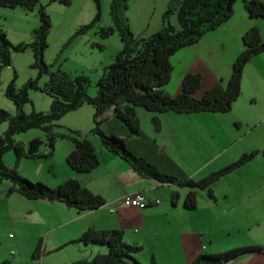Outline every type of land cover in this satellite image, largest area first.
<instances>
[{"label": "crops", "instance_id": "1", "mask_svg": "<svg viewBox=\"0 0 264 264\" xmlns=\"http://www.w3.org/2000/svg\"><path fill=\"white\" fill-rule=\"evenodd\" d=\"M259 1L264 2V0ZM0 9V27L4 30L5 17H8L5 10L8 8ZM10 10L13 12L11 14H15L16 19L18 15L26 21L25 31L30 27V20H32L31 32L38 27L39 21L35 24V16L29 19L28 15L19 8ZM249 20L250 24L247 27H257L263 38L264 18H249ZM225 48L223 44L222 51ZM231 50L232 53L228 56L223 52L226 60L220 56L216 57L215 60L223 65L217 72L210 71L203 63V57L212 59L209 53L203 55L202 59L197 53L196 56L188 54L190 58L186 59L184 64L180 62L181 59L173 60V65L180 66L181 76L177 82L181 85L182 78L186 74H195L192 68L199 61L202 65L198 72L202 77L201 82L203 81L202 90L218 83L226 85L232 64L243 50V46H236ZM263 56L264 52L253 57L245 66L240 95L243 98L245 89L250 102L254 105L258 103L262 109H258L259 113L253 115L252 108L248 109L247 104L245 109L240 108L245 103V99L240 98L232 105L230 112L213 113L217 114L215 118L218 119L215 121L224 122L231 130L227 136L220 137L222 139L217 140L219 135L210 129L198 130L197 127L189 129L185 122L192 117L185 116L190 114L171 112L156 114L161 127L159 131H155L151 122L154 115L137 109L140 133L136 135L131 134L124 127L115 116L113 108H109L104 113L105 120L100 126L103 132L124 139L130 152L152 164L161 174L173 176L180 182L187 179L200 180L236 162L243 154L257 151L258 155L252 160L215 183L212 187L213 200L207 197L205 191L199 190L196 192V208L192 211L184 209L183 201L190 189L177 183L165 184L144 178L133 171L126 161L108 152L102 146L99 137L92 132L94 109L89 105H83L71 112L76 114L72 117V123L57 122L64 126L59 124L54 129L61 134H67L63 129L69 132L75 131L80 138L87 140L98 155L99 165L90 172L82 173L68 167L71 171L64 170L61 181L70 179L78 181L92 194L101 197L104 204L91 211L78 212L57 201H30L17 197V210L13 213L9 200L14 194L7 197L4 195L1 216L6 217L8 209L10 220L18 226L22 227V224L43 226L37 237L38 243L41 242L40 253L35 256L33 254L34 258L40 259L43 263L44 261L47 263L52 254H59L63 250L62 264H73L80 260H90L96 255L106 254L108 250L106 246L79 242L82 234L90 228L122 232V239L126 244L140 248L132 254L140 264H190L202 254H218L241 246L264 248V114L261 115L264 109V64L255 65L257 64L255 59L261 60ZM208 72L211 78L209 82L204 78ZM260 74L263 76L261 77ZM180 89L182 90V85ZM201 123L204 124L202 120ZM58 140L64 142L59 148L66 160L74 150V145L66 138H57L53 143V154L57 151ZM188 141L192 142L193 150L187 148ZM206 142H209L207 148ZM44 147L46 148L42 152L48 149V146ZM136 193L143 194L149 200H158L159 203L143 210L124 207L118 203L124 195ZM53 222L56 223L50 224ZM59 229L63 230L62 238L58 241L51 239L54 237V232ZM44 233L46 234L43 237ZM10 247L20 250V239L16 238ZM10 256V258L7 255L2 256L0 264H23L20 252L18 254L12 252ZM228 264H264V252L243 255Z\"/></svg>", "mask_w": 264, "mask_h": 264}, {"label": "trees", "instance_id": "2", "mask_svg": "<svg viewBox=\"0 0 264 264\" xmlns=\"http://www.w3.org/2000/svg\"><path fill=\"white\" fill-rule=\"evenodd\" d=\"M91 1L95 5V16L89 24L80 26L74 35L83 33L99 22L100 0ZM129 1H110L109 13L112 26L100 28L99 35L101 38H106L117 32L122 48L116 53L113 62L103 69L96 83V95L91 97L87 93L90 87L87 77L70 76L59 69L52 71L50 65L45 63L43 55L48 46L47 39L52 27L46 7L39 5V0H0V8H19L27 13L37 10L39 21L38 27L32 32V41L29 44H12L0 27V72L11 65L12 53H22L27 49L33 52L34 61L31 67L38 72L37 79L29 80L20 89L14 86L15 75L7 86L4 95L14 104L15 116L11 117L0 109V124L8 122L3 137H0V183L2 180L11 182L5 193L6 197L17 194L30 201H57L78 212L91 211L104 204L101 197L92 194L76 180L70 179L55 188H49L40 182L34 183L20 176L16 171V164L8 167L2 161L3 154L8 151L15 153L16 163L22 158L46 159L53 154L55 139L66 138L74 145V150L66 157L68 167L81 173L94 170L99 165V158L92 145L80 138L75 131L61 134L54 129L63 116L78 110L83 105H89L94 109L92 132L99 137L102 146L108 152L126 161L133 171L144 178L165 184L177 183L190 189L183 201L184 209L189 211L196 208L197 191H205L207 197L213 200L212 187L215 183L258 155L257 151L243 154L236 162L200 180L187 179L180 182L173 176L161 174L152 164L130 152L124 139L101 130L100 126L105 120L104 113L109 108H113L115 116L124 127L131 134L136 135L140 133L137 109L154 115L151 122L155 131H159L161 127L156 114L228 113L240 96L245 66L253 57L264 52V37H261L258 28H251L242 37L243 50L232 64L226 85L218 83L197 99L194 94L200 87L201 76L189 73L182 79L181 92L171 96L164 91L173 71L171 57L182 48L198 42L207 32L227 22L232 17L237 0H170L162 16V28L147 38H135L129 30L125 17ZM242 2L249 18H264V2L259 0H242ZM50 3L68 6L71 0H50ZM171 16L175 18V25L170 22ZM98 47L102 46L98 44ZM41 77L46 78L43 86L38 84ZM29 89L41 91L51 98L48 111H32L29 114L22 111L23 106L30 102ZM31 129L41 130L45 139H32L25 150L21 143L13 140V137ZM43 144L49 146L46 152L40 150ZM79 242L106 246L108 250L106 254L96 255L90 260H80L73 264H140L132 257V254L140 248L126 244L120 231H100L90 228L82 234ZM40 250L41 242L35 248L34 256L39 254ZM254 252H264V248L241 246L218 254H202L190 264H228L240 256Z\"/></svg>", "mask_w": 264, "mask_h": 264}, {"label": "rangeland", "instance_id": "3", "mask_svg": "<svg viewBox=\"0 0 264 264\" xmlns=\"http://www.w3.org/2000/svg\"><path fill=\"white\" fill-rule=\"evenodd\" d=\"M110 1L111 0H100L101 16L99 22H97L94 26L86 29V31H84L83 33L74 35V33L79 29L80 26L82 27L83 25H87L92 21L96 12L94 3L91 0H71L70 5L64 6L58 3H50V0H39V5L46 7V12L50 17L52 24L47 39L48 46L43 55L45 63L50 65L52 71H56L59 69L69 74L70 76L84 75L85 77H87L90 81V87L88 88L87 93L91 97H94L96 95V83L101 77L102 70L105 67H108L113 62L116 53L121 48V41L117 32H113L106 38H101L99 35L100 28H108L109 26H112L109 13ZM169 2L170 0H130L128 3V9L125 13V17L128 21L129 30L133 34V36L135 38H147L152 34L158 32L163 26L162 16L166 11ZM5 11H7L8 17H5L6 22L4 25V31L5 33L7 32L6 35H8V40L12 44H29L32 41V20H30L29 22V29L25 31L26 21H24V19H21L18 15H16V19L15 14H11L13 12H11L12 10L10 9H7ZM25 13L28 15L29 19H32L33 16L36 17V19L34 20L35 24L38 22L37 10L32 13ZM170 22L174 25L176 24L175 18L173 16L170 17ZM248 24H250V20L245 12V9H243L242 0H237L233 7L232 17L227 22L223 23L213 32L202 36V38L192 46L184 47L174 54V56L170 59V63L173 66V71L171 73L168 84L164 87V91L171 96H175L180 93L181 85L179 82H177V79H179V77L181 76V73H179L180 66L175 64L173 65L172 61L181 59L180 62L184 64V61L190 58L188 54H194V56H196L197 53L202 59L203 55L209 53L212 59L203 57V63L205 64V66L210 71L217 72L218 70H221L223 65L215 60L216 57L220 56L222 59L226 60V58L223 56V52H225V56H228V54L232 53V48L236 46H243L241 40L243 35L251 28H254H248ZM232 40H234L233 43ZM98 44L102 47H98ZM223 44H225L226 47L224 51H222ZM218 45H220L219 48ZM33 61L34 57L31 49H27L22 53L14 52L12 53L11 57V65L3 68L0 72V109L7 112L11 117L15 116L16 110L14 104L4 95L6 88L13 80L14 75V86L16 89L22 88L29 80L37 79L38 72L36 69H33L31 67ZM255 62H257V64L255 63L256 66H261L262 64H264V56L263 58H261V60L259 58H256ZM201 68V63L197 61L192 70L196 72L195 74H199L198 72L201 70ZM260 76L262 77L263 75L260 74ZM204 78L207 79V82H209L211 80L210 73L208 72ZM45 81L46 78L41 77L38 80L39 86H43ZM201 83H203V81H200V87L194 94L195 98L197 99L211 88L209 87L206 90H202ZM251 87L252 86H250V88ZM243 92L245 93L243 98L239 96L238 99H236V101L240 98L245 99V103H243L240 108L244 107L245 109L247 104L248 109L252 108L251 113L253 115H257L259 113L257 112L258 109H262V107L258 103L257 105H254L253 102H250V99L246 96L245 89L243 90ZM241 94L242 91L240 95ZM28 97L30 102L26 103L22 108V111L25 114H29L32 111L46 112L49 110L51 98L47 94L38 90L29 89ZM262 114H264V109L261 115ZM74 115L76 114L68 113L63 116L65 117V119L62 120V117L58 122L66 123L67 121H69L70 123H72V117H74ZM216 115L217 114L213 113L190 114L189 116H185L192 117L187 119L185 124H187L189 129L195 127H197L198 130L210 129L212 132H215L217 135H219L217 139L219 140L222 139L220 137H222L223 135L227 136L228 133L231 132V130L226 127L227 125H225L224 122L218 123L217 121H215L218 119L215 118ZM201 120L204 124L201 123ZM61 123H57V125L60 124V126H64V124ZM262 126L263 125H261V127ZM7 127L8 122H3L0 124V137H3V134L6 131ZM63 132L69 133L67 129H63ZM35 138H39L42 140L45 139L44 134L41 130L31 129L24 133L14 135L13 140L15 142L21 143L26 150L28 143ZM56 143L57 151L56 153L54 152V154L49 158H22L19 160V162L16 163L15 153L13 151H8L3 154L2 161L8 167L15 166L16 164V171L23 178L34 183L40 182L49 188H55L59 184L63 183V181H61L63 171H71L66 164L65 158L61 155V150L59 148L61 145H63L64 142H62V140H58ZM208 145L209 142H206V148ZM44 146L45 144L41 146V151L46 148ZM186 146L188 149L193 150L191 141H188V143H186ZM56 182L59 183L56 184ZM10 186L11 182L9 180H2V182L0 183V213L2 209V197H4L6 191ZM17 197L23 199L17 194H14L9 200L11 203V211L13 213L17 210ZM6 213V217H2L0 214V258L6 255L8 258H10V254L12 252H15L17 254L18 252H20L23 257V264L63 263L64 259L61 255L63 254L64 250L62 252L60 251L59 254L55 253L49 256L47 263H45V261L43 263V261H41L40 259L34 258L33 252L35 250V246L38 243L37 237L41 233L43 226H32L30 224H22V227L18 226L10 220L8 209L6 210ZM55 223L56 222L50 224L53 225ZM62 233L63 230H57L56 232H54V237L51 239L55 241L60 240L62 238ZM45 234L46 233L43 234V237L45 236ZM16 238L20 239L21 242V248L18 251L17 248L11 249L10 247V244L14 243Z\"/></svg>", "mask_w": 264, "mask_h": 264}, {"label": "built area", "instance_id": "4", "mask_svg": "<svg viewBox=\"0 0 264 264\" xmlns=\"http://www.w3.org/2000/svg\"><path fill=\"white\" fill-rule=\"evenodd\" d=\"M119 204H121L124 207L128 208H135L139 210H143L147 208L148 206L152 204H158V200H149L143 194L136 193V194H127L124 195L119 201Z\"/></svg>", "mask_w": 264, "mask_h": 264}]
</instances>
